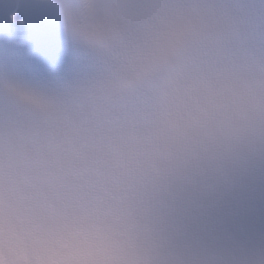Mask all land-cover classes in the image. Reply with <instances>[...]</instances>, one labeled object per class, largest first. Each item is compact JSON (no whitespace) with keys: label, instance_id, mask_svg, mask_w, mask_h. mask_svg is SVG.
Segmentation results:
<instances>
[{"label":"clouds","instance_id":"clouds-1","mask_svg":"<svg viewBox=\"0 0 264 264\" xmlns=\"http://www.w3.org/2000/svg\"><path fill=\"white\" fill-rule=\"evenodd\" d=\"M0 30V264H264V0H0Z\"/></svg>","mask_w":264,"mask_h":264}]
</instances>
